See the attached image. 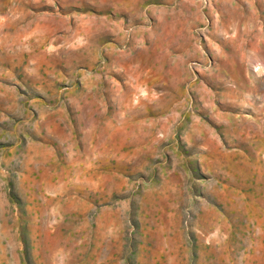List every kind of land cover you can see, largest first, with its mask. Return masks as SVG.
I'll return each mask as SVG.
<instances>
[{
	"label": "rangeland",
	"instance_id": "rangeland-1",
	"mask_svg": "<svg viewBox=\"0 0 264 264\" xmlns=\"http://www.w3.org/2000/svg\"><path fill=\"white\" fill-rule=\"evenodd\" d=\"M0 264H264V0H0Z\"/></svg>",
	"mask_w": 264,
	"mask_h": 264
}]
</instances>
